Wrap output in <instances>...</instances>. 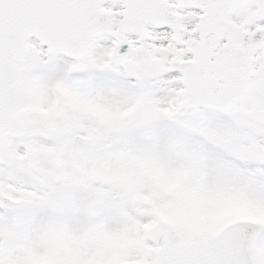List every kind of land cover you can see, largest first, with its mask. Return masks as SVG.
Instances as JSON below:
<instances>
[{
	"label": "snow or ice",
	"instance_id": "snow-or-ice-1",
	"mask_svg": "<svg viewBox=\"0 0 264 264\" xmlns=\"http://www.w3.org/2000/svg\"><path fill=\"white\" fill-rule=\"evenodd\" d=\"M0 264H264V0H0Z\"/></svg>",
	"mask_w": 264,
	"mask_h": 264
}]
</instances>
